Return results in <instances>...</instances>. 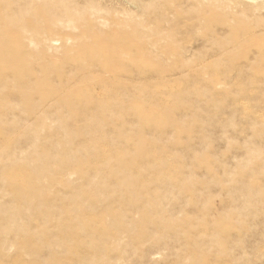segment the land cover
I'll use <instances>...</instances> for the list:
<instances>
[{
  "label": "rangeland",
  "instance_id": "1",
  "mask_svg": "<svg viewBox=\"0 0 264 264\" xmlns=\"http://www.w3.org/2000/svg\"><path fill=\"white\" fill-rule=\"evenodd\" d=\"M0 264H264V0H0Z\"/></svg>",
  "mask_w": 264,
  "mask_h": 264
},
{
  "label": "bare ground",
  "instance_id": "2",
  "mask_svg": "<svg viewBox=\"0 0 264 264\" xmlns=\"http://www.w3.org/2000/svg\"><path fill=\"white\" fill-rule=\"evenodd\" d=\"M244 3H245V2H244ZM244 3H243V4H244Z\"/></svg>",
  "mask_w": 264,
  "mask_h": 264
}]
</instances>
